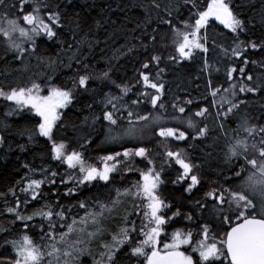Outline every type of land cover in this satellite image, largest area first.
<instances>
[{
    "label": "trees",
    "instance_id": "trees-1",
    "mask_svg": "<svg viewBox=\"0 0 264 264\" xmlns=\"http://www.w3.org/2000/svg\"><path fill=\"white\" fill-rule=\"evenodd\" d=\"M17 0H8V3H16ZM51 10H56L55 5L60 4L62 27L55 29L57 37L48 39L41 36L36 40V50L32 51L29 42H23L27 49L22 58H16L17 53L8 49L5 38L0 35V87L7 90L10 87L31 86L32 82L42 86L49 82L72 88V79L80 75L90 77L86 88L74 89L75 99L67 108L62 109L61 121L57 129H54V139L67 144V151L73 150L82 153L85 163L98 164L101 157L123 152L125 148L145 147L148 149V159L153 161L156 170L161 171L162 183L158 188V195L170 208H162V214L172 217L168 225L170 232L179 229L180 225L191 226L200 223L198 219L208 217V223H216L211 219L213 212H196L199 209L195 201H204L205 194L217 188H227L229 177L233 176L232 169H240L244 163L243 158L226 162L225 156L229 147L236 138H243L247 134L240 128L242 117L247 116L251 124L264 126V47L252 49L236 59L231 55V48L235 47L234 41H255L258 45L264 42V0H232L231 6L234 13L244 21V31L238 35L229 29L210 22V25L202 31L207 35V47L205 54L195 52L191 59L173 62L170 56H177L175 51L174 36L169 25L162 24L161 19H172L177 28L183 29L181 21L189 20L191 5H185L183 0H155L160 5L154 6L153 0H44ZM201 6L206 0H199ZM170 5H178L179 11L171 8L172 17H169L166 9ZM30 10L25 5V12ZM49 9H44L47 12ZM192 11H195L193 9ZM7 19H19L22 26V13L16 8H0V26H6ZM194 23V21H189ZM155 30V31H154ZM155 36L156 39L152 40ZM20 42L18 34L14 37ZM147 46V47H145ZM229 51L225 53L224 49ZM153 55H158L161 60L158 65L151 61ZM249 63L245 65L244 59ZM207 59L210 67L204 68V60ZM255 61V63H253ZM148 62L150 68L142 69V64ZM235 67L233 79L228 80L227 71ZM244 68L241 76L239 69ZM159 69V80L164 83L165 89L156 108H153L150 98L141 96L140 93H155L154 89L145 88L139 79V72L146 71L151 78H156ZM219 69V71H217ZM107 72L108 78L103 74ZM247 75L253 77L252 81L246 79ZM211 80V87H209ZM139 81V82H138ZM243 83L249 86H258V90L252 93L239 92V85ZM231 84H237L236 96L231 92H225ZM117 85H128L131 90L123 95ZM219 88L217 96L213 97L211 91ZM47 94V89L42 92ZM123 97L114 100L119 111L116 113L118 123L112 127L111 135L123 133L129 127L128 110L133 111L131 118L136 128L133 137L124 136L122 140L111 141L109 123L103 120V112L111 111V105L107 104L106 97ZM133 100H139L136 105ZM191 100L188 104L186 101ZM240 104L239 109H234L227 119L224 113L232 103ZM162 103L164 108H160ZM177 105V108L173 107ZM90 105V107H89ZM185 108L184 113L178 111V107ZM15 107L10 101L0 98V134L4 142L0 144V264H8L15 259V251L10 241H19L23 235L31 237L35 244L41 245L45 251H50L53 243L46 237H41V227L48 232V221L35 217L26 221L29 228L25 229V222L16 220L14 214L7 212L8 207L16 205L20 200L18 211L21 215H31L33 211L51 205L54 212L60 211L59 205L64 206L65 217L53 216L56 225V246L61 249L58 264H96L100 261L101 253L105 251L104 245L112 243V237L125 226V217L128 221H135L137 231L142 223H146L143 216L144 205L140 200L132 196L121 208L112 206L111 201L117 199V189L123 192L125 189L140 181V170H147V159L141 157H118L117 170L113 172L112 179L105 184L103 181H93L86 185H77L74 179L81 174L77 169H70L64 163L56 161L51 154V141L47 138L35 136L28 139V131L33 130L39 121L34 113L27 109L23 113L13 111ZM207 109L203 116L195 113L201 109ZM12 114H9V113ZM147 115V121H136V115ZM100 117V119H94ZM156 117H160L156 121ZM191 119L195 124L189 128L187 120ZM224 127L221 128V124ZM160 127H174L185 131V140L175 138H163L158 135ZM207 128L204 136H199L200 128ZM23 133V134H21ZM250 142H251V138ZM123 140H128L127 142ZM90 141V142H88ZM23 145V150L21 149ZM83 145V147H82ZM166 151H180L182 155L194 164L193 173L198 176L201 183L194 189V195L184 196L181 188L173 186V179L182 173V169L174 159L170 160ZM114 163V162H112ZM29 165L34 172H29ZM42 169L56 171V183L47 181L42 185L41 196L25 204V194L20 191L26 185L28 177L43 179ZM252 171L250 168L244 175ZM67 183H61V180ZM238 181V180H232ZM208 184L207 191L203 192ZM68 188H74L72 195H65ZM10 189H14L13 196ZM134 191V189H133ZM227 195V194H226ZM80 202L85 203L80 208ZM107 204L109 210H105L103 216L98 217V223H93L88 214L101 211L100 204ZM140 205V207H134ZM227 208V205H225ZM70 209V211H69ZM164 209V211H163ZM180 210L179 216H174L176 210ZM212 204L209 201V208ZM186 214L192 215V220L186 218ZM82 218L87 223H81ZM73 221H76L73 224ZM176 224V225H174ZM63 225V226H62ZM68 225H72L74 231L66 237V242H61V233L68 232ZM172 225V227H171ZM222 225H220L221 227ZM217 227V226H215ZM83 229V231H81ZM200 232V231H198ZM192 231L193 237L199 235ZM88 233H94L89 236ZM133 243L142 236L133 233ZM202 236V235H201ZM212 236H222L220 229H211ZM79 241V242H77ZM130 245H125L120 253H117V264H137V258L130 257L128 252ZM68 250L71 256H63V251ZM57 264L55 257H45ZM218 264V263H217Z\"/></svg>",
    "mask_w": 264,
    "mask_h": 264
},
{
    "label": "snow or ice",
    "instance_id": "snow-or-ice-1",
    "mask_svg": "<svg viewBox=\"0 0 264 264\" xmlns=\"http://www.w3.org/2000/svg\"><path fill=\"white\" fill-rule=\"evenodd\" d=\"M185 5H191L189 9V20L181 21L184 25L183 29L177 28L172 19H161L162 24L169 25L174 36L175 51L177 56H170L169 59L173 62H179L180 60L191 59L195 52L198 50L202 53L209 51L207 47V35H202L201 30L207 31L211 21H218L225 28L229 29L232 33L238 35L244 31V21L240 19L233 11L231 6L232 0H206L203 6H201L199 0H183ZM71 3V0H68ZM154 6L159 8L160 5L155 3ZM25 5L30 6V10L25 12ZM0 8L11 9L16 8L22 13V21L26 26H22L19 19H7L6 26H0V35H2L8 45V49L17 53L16 58H22L27 51L22 44L23 42H29L32 45V51L36 50V40L41 36H46L48 39L57 37V31L55 29L62 27L61 24V12L59 11L60 4L55 5L56 10H51L50 6L44 2V0H17L16 3L11 5L8 0H0ZM171 8H175L178 12V5H170L166 9L169 17H172ZM44 9H49L44 12ZM195 9V11H192ZM189 21H194L191 23ZM155 31V30H154ZM18 34L20 42L14 38ZM156 37L153 36L152 40ZM235 47L231 48V55L236 59H239L244 52L250 47L257 49L264 47V42L257 44L255 41H249L247 44L243 41L238 43L234 41ZM147 47V46H145ZM225 53L229 49H224ZM161 57L153 55L151 61L159 64ZM243 63L247 65L248 59L245 58ZM255 63V61H253ZM210 65L207 59L204 60V68H209ZM150 64L145 62L142 64V69H149ZM164 69H159L156 73V78L152 79L151 74L146 71L139 72V79L142 80L145 88L155 90V94H149L147 92L140 93L141 96L150 98L151 105L156 108L158 101L164 94L165 85L160 82L159 77ZM219 71V69H217ZM244 68L239 69L241 76L244 75ZM237 72L235 67H231L227 71L228 80L233 79V73ZM108 73L103 74L104 78H108ZM72 79V88H68L63 85H57L51 83L52 78L49 77V82L45 85L32 82L31 86H19L10 87L5 90L4 87H0V98L6 101L13 102L15 108L13 111L17 113H23L25 109L29 113H34L36 117H39L35 128L28 131V139L31 141L35 136L47 138L51 141V154L52 158L56 161H60L68 166L70 169H77L81 174L79 177H69L74 179L77 185H86L93 181H103L107 184L111 179V173L117 170L118 157L130 158L141 157L147 159V170H140V181L136 182L132 188L125 189L120 192L117 189V199L111 201L113 207L120 203L121 196H132L137 200H140L144 205L143 216L146 223H142L139 231H137L135 221H128L125 217V226L120 229V232L112 237V243L105 244L103 247L105 251L101 253L100 261L96 264H117V253L121 252V249L125 245H130L128 252L125 253L130 257L137 258V264H264V126H257L251 124L247 116L242 117L240 128L247 134L243 138H236L235 142L229 147L225 156V160L231 163L234 159L243 158L244 163L240 165V169H232L233 176L228 180H239L240 183L235 188H217L209 191L205 194V200L195 201L198 205L201 213L205 212L209 208V201L212 204V212L214 216H218L221 224L227 225V229L224 231L223 236H212L210 239L211 228L208 222L201 224L202 238L198 240L195 246L192 248V253H198V259L194 260L192 254H186L185 251H181V246L190 245L193 241V234L191 231L187 233L182 230H176L172 233L171 241L163 243L161 247V234L164 232V226L169 223L172 217H167L162 214V208H170L171 205L166 204L164 200L158 195V188L163 182L161 179V171L156 170L153 161L148 159V149L145 147L137 148H125L124 151L116 152L114 155H106L101 157L103 161V167L98 168L95 166L86 165L82 156V153L76 150L71 152L67 151V144L63 141L57 142L54 139V129H57L58 122L61 121L62 109L67 108L72 104L75 99L74 89L86 88L90 79L88 75H80ZM246 79L252 81L253 77L247 75ZM139 82V81H138ZM123 95H127L131 88L128 85L120 86ZM209 87H211V80H209ZM47 89V94L42 92ZM237 84H231L229 88L224 89L225 92H231L232 96H236L235 89ZM258 90V86H249L241 83L239 85V92H255ZM220 89L215 88L211 91L213 97L217 96ZM123 97H106L107 104L111 105L112 110H105L102 114L103 120L109 123V132H112V127L118 123V117L116 113L119 111L117 104L114 100L122 99ZM139 100H133L132 104L136 105ZM186 103H192L191 100ZM230 107L223 114L225 119L229 114L233 113L234 109H239L240 104L245 103L241 100L238 103H232L229 101ZM90 107V105H89ZM160 108H164L162 103L159 104ZM174 108H177L176 104H173ZM180 113L185 112L183 106L178 107ZM207 112V109H201L195 113L196 116H203ZM9 114H12L11 112ZM127 115L129 117V127L123 131V133H117L116 135H110L106 137L107 140L115 141L122 139L124 136L133 137L136 133L135 125L131 118L134 113L128 110ZM94 119H100L95 117ZM149 116L136 115V121H147ZM160 117H156V121H159ZM189 128H194L195 124L191 119L187 120ZM224 124H221V128ZM207 132V128H200L198 130L199 136H204ZM23 134V133H21ZM158 135L163 138H175L176 140H185L187 138L185 131H180L174 127H160ZM251 138V142L250 139ZM4 137L0 136V144H3ZM90 142V141H88ZM23 150V145L20 146ZM83 147V145H82ZM165 155L170 159H174L175 163L183 170L182 174L178 175L175 182H183L186 179H190V183L185 189L186 192L191 194L192 190L200 183V180L196 174L193 173V168L196 167L190 161H188L180 151H166ZM110 161L114 163H109ZM25 168H29V172L35 170L25 164ZM251 169L248 175H244V172ZM44 173L43 179L26 178L27 182L24 187L20 189L25 194V204L29 202L28 196L31 200H36L41 196L40 189L42 185L47 181L50 184H55V177L58 175L56 171H51L49 176L48 169H42ZM61 183H67L65 180H61ZM134 189V191H133ZM13 196H16L14 189H10ZM74 188H68L65 195L74 194ZM227 194V195H226ZM254 197L259 198V204H257ZM227 205V208H225ZM60 211L54 212L51 205H45L41 209H37L32 212L31 215H21L18 209L20 208V200L17 198L16 205L14 207H8L7 212L14 214L16 220L25 222L23 227L29 228V224L26 221H31L35 217H41L48 221V232H44V228L41 227V232L45 237L52 241L50 245V251H45L41 245L35 244L30 236L23 235L19 241H10L14 251L15 259L9 260L8 264H45V257H55L57 264L59 262V254L61 249L56 246V233L54 231L56 225L53 223V216L65 217L64 206L59 205ZM80 208L85 207L84 202H80ZM134 207H140V205H134ZM101 211L98 213L88 214V218L93 223H98V217L103 216L105 210L109 209L107 204H100ZM70 211V209H69ZM180 210L177 209L173 213L174 216H179ZM188 220H192L191 214H186ZM76 221H73L75 224ZM81 223H87V219L82 218ZM63 226V225H62ZM68 232L61 233L59 239L61 242H66V237L74 231L72 225H68ZM83 231V229H81ZM133 233L137 236H142V239L136 240L133 243ZM89 236L94 233H88ZM79 242V241H77ZM63 256H71L72 253L68 250L63 251ZM48 264H52L51 260H48ZM67 264V261L65 262Z\"/></svg>",
    "mask_w": 264,
    "mask_h": 264
},
{
    "label": "flooded vegetation",
    "instance_id": "flooded-vegetation-1",
    "mask_svg": "<svg viewBox=\"0 0 264 264\" xmlns=\"http://www.w3.org/2000/svg\"><path fill=\"white\" fill-rule=\"evenodd\" d=\"M96 162H99L98 164H96L95 162H93L94 164L92 165L91 164V162H88V163H85L86 165H90V166H95V167H98V168H102L103 167V161L102 160H100V161H96ZM183 171V170H182ZM182 174V173H181ZM180 175V174H179ZM177 178V177H176ZM176 178L175 179H173V186L174 187H176V188H181L182 189V193H183V195L184 196H190V195H194L195 193L193 192L194 191V189L196 188L197 189V187H198V185L201 183V181H200V183L192 190V192H191V194H189L188 192H186L185 191V189L187 188V186H188V184L190 183V179H186L185 181H183V182H175L176 181ZM111 179H112V177H111ZM200 180V179H199ZM207 189H208V184H206L205 186H204V190H203V192H205V191H207ZM189 210H195L196 212H200L201 213V210L200 209H189ZM211 212L212 210L211 209H208L207 211H205V212ZM212 217H211V219H213V221H215L216 223H209V226H210V228L211 229H213V228H217V229H219L220 228V225H222L223 227H226V225H223V224H221L220 223V221H219V219H218V216H214V215H211ZM199 221H200V223H198V224H195V225H191V226H184V225H180L179 226V230H182V231H201V228H200V226H201V224L202 223H204V222H206L207 220H210L208 217L206 218V220L205 219H198ZM174 225H176V224H174ZM215 226H217V227H215ZM171 227H172V225H171ZM176 231V230H175ZM198 233H200V232H198ZM193 234V233H192ZM172 235V233L170 232V226L168 225V224H166L165 226H164V232L161 234V237H160V239L163 241V240H166L167 239V236H171ZM202 238V236H201V234H200V236L199 235H197V236H195V239H194V237H193V241H192V244H193V242H197L198 240H200ZM191 248V247H190ZM181 251H185L186 252V254H192L193 255V257H194V260L195 259H198V254L197 253H192L187 247H185V246H181V249H180ZM189 251V252H188Z\"/></svg>",
    "mask_w": 264,
    "mask_h": 264
},
{
    "label": "rangeland",
    "instance_id": "rangeland-1",
    "mask_svg": "<svg viewBox=\"0 0 264 264\" xmlns=\"http://www.w3.org/2000/svg\"><path fill=\"white\" fill-rule=\"evenodd\" d=\"M11 103H13V102H11ZM13 106L15 107L14 104H13ZM110 135H111V133H110ZM122 139H123V138H122ZM122 139H119V141L122 140ZM123 141L127 142L128 140H123ZM140 179H141V177H140ZM238 183H240L239 180H238V181H231V182L228 183L227 188H235L236 185H237ZM254 199L256 200L257 204H259V199H258L257 197H254ZM127 201H128L127 199H122V198H120V203H118L117 205H115L116 208L118 209V208L123 207L124 204H125ZM184 246L187 247L188 249H190L189 247L191 246V244H190V245H184ZM188 252H189V251H188Z\"/></svg>",
    "mask_w": 264,
    "mask_h": 264
},
{
    "label": "water",
    "instance_id": "water-1",
    "mask_svg": "<svg viewBox=\"0 0 264 264\" xmlns=\"http://www.w3.org/2000/svg\"><path fill=\"white\" fill-rule=\"evenodd\" d=\"M214 21V20H213ZM214 22H216V23H219L218 21H214ZM220 24V23H219Z\"/></svg>",
    "mask_w": 264,
    "mask_h": 264
}]
</instances>
